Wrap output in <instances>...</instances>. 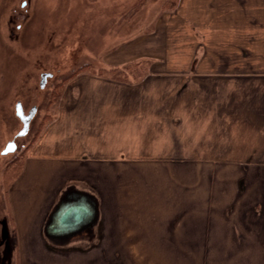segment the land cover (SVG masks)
<instances>
[{"label":"crops","instance_id":"1","mask_svg":"<svg viewBox=\"0 0 264 264\" xmlns=\"http://www.w3.org/2000/svg\"><path fill=\"white\" fill-rule=\"evenodd\" d=\"M228 1L178 0L158 16L154 34L142 33L104 56L107 73L80 71L65 83L58 116L38 134L9 189L16 264H264L262 71L252 106L223 102L226 88L215 107L195 104L205 78L160 70L159 59L153 63L159 70L117 73L118 64L139 68L135 59L147 63L165 54L159 30L189 31L191 22L226 31ZM252 9L259 63L264 0H252ZM239 22L244 31V19ZM206 109L221 110L219 169L143 162L175 152L174 136L179 141L185 122L192 128L194 112ZM159 127L167 128V150L149 142ZM134 128L141 146L130 148L125 137ZM81 203L88 212L77 225L58 224L62 208Z\"/></svg>","mask_w":264,"mask_h":264},{"label":"rangeland","instance_id":"2","mask_svg":"<svg viewBox=\"0 0 264 264\" xmlns=\"http://www.w3.org/2000/svg\"><path fill=\"white\" fill-rule=\"evenodd\" d=\"M36 1L35 4L33 0H0V264H16L18 258L13 242L10 186L34 147L38 134L54 116H58L60 92L73 76L64 84L58 85V82L85 63L90 65L82 71L107 73L106 54L142 33L154 34L156 19L163 9L178 3V0ZM228 3L230 14L226 17V31L201 30L202 26L191 22L189 31L159 30L157 34L162 33L165 37V54L160 52L162 56L159 58L149 57L147 63L141 58L135 59L139 68H130L129 62L118 64L117 73L127 71L136 75L142 74L144 68L150 72L159 70L160 67L153 69L154 61L159 59L163 62L160 70L197 74L198 81L205 78V89H199L195 104L220 105V90L229 88L230 93L225 95L227 99L223 102L252 106L253 86L260 80L258 71H262L261 80L264 79V61H253L252 0H245V5L238 4L239 0H229ZM32 8H37L38 12L33 24L27 21ZM148 9L151 11L146 15ZM233 9L244 13H232ZM241 19H244V31L236 28H241L242 24L238 23ZM44 72H50L52 76L46 78L42 87ZM19 101L26 113L36 107L29 131L23 135L19 134L23 128V121L17 114ZM231 123L234 125L236 118ZM187 124L186 121L181 128L179 141L178 135L174 136L175 152L166 157L158 154L143 162H155L150 164L163 168L179 163L187 168L219 169L222 164L221 110L194 112L192 128L186 127ZM166 130V127H159L149 138L156 150L163 151L164 147L167 150ZM139 138L135 128L132 135L125 137L130 148L141 146L137 142ZM11 140L16 141V150L4 153ZM117 144L122 145L121 142ZM178 145L179 152H176ZM125 157V161H135L132 156ZM231 161L239 163L244 160ZM213 177L217 178L215 174Z\"/></svg>","mask_w":264,"mask_h":264},{"label":"water","instance_id":"3","mask_svg":"<svg viewBox=\"0 0 264 264\" xmlns=\"http://www.w3.org/2000/svg\"><path fill=\"white\" fill-rule=\"evenodd\" d=\"M48 76H52V73L50 72H44L42 74V81L41 85L42 87L45 85L46 78ZM36 112V107H34L29 113H26L23 107V104L21 101L18 102L17 105V114L20 116V118L23 121V128L20 131V135L26 134L29 131L30 123L32 118L34 117ZM17 148V144L15 140H11L6 148L4 149V153L15 151ZM63 209V210H62ZM60 211V216L58 219L59 225H77L87 214L88 208L83 204H73L72 206H68L65 208H62Z\"/></svg>","mask_w":264,"mask_h":264},{"label":"trees","instance_id":"4","mask_svg":"<svg viewBox=\"0 0 264 264\" xmlns=\"http://www.w3.org/2000/svg\"><path fill=\"white\" fill-rule=\"evenodd\" d=\"M90 65V63H85L81 66H79L77 69L73 70V72H71L70 74H68L67 76L63 77L62 80H60L58 83V85L60 84H64L66 80H68L70 77L74 76L75 74H77L78 72L86 69L88 66ZM52 100V99H51Z\"/></svg>","mask_w":264,"mask_h":264},{"label":"flooded vegetation","instance_id":"5","mask_svg":"<svg viewBox=\"0 0 264 264\" xmlns=\"http://www.w3.org/2000/svg\"><path fill=\"white\" fill-rule=\"evenodd\" d=\"M33 3H37L36 0H33ZM37 8H32V12L30 13L29 19L27 20L29 23L33 24L34 19L36 17V15H38V12L36 11ZM51 14V13H50ZM25 37V36H24ZM33 119V118H32Z\"/></svg>","mask_w":264,"mask_h":264}]
</instances>
